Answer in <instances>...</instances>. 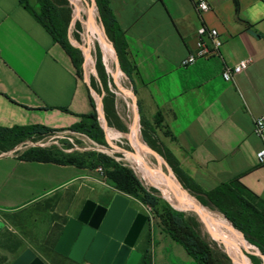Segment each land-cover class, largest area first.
<instances>
[{
	"label": "crops",
	"instance_id": "crops-1",
	"mask_svg": "<svg viewBox=\"0 0 264 264\" xmlns=\"http://www.w3.org/2000/svg\"><path fill=\"white\" fill-rule=\"evenodd\" d=\"M198 1L107 0L110 36L124 46V64L132 68L134 98L146 129L160 138L179 171L205 192L228 184L260 209L264 165L255 159L262 143L253 122L264 114V3L202 0L208 10L198 13ZM201 27L218 32V54L182 67ZM242 60H249L247 67L225 82L224 67ZM92 112L90 92L62 47L20 0H0V128L62 130ZM82 171L1 155L0 233L8 226L18 228L27 240L24 249L43 264H89L54 251L66 223L55 232L59 221L48 208L57 195L69 193ZM30 207L32 212H26ZM64 217L66 222L70 218ZM30 234L50 235L52 253L31 241ZM138 239L134 250L141 254ZM146 248L150 264H196L156 224Z\"/></svg>",
	"mask_w": 264,
	"mask_h": 264
},
{
	"label": "rangeland",
	"instance_id": "rangeland-1",
	"mask_svg": "<svg viewBox=\"0 0 264 264\" xmlns=\"http://www.w3.org/2000/svg\"><path fill=\"white\" fill-rule=\"evenodd\" d=\"M47 1L53 11V16L57 21L58 29L65 34L68 44L78 52L80 62L78 76L84 81L90 92L93 102L92 113L103 133L105 142L104 144H99L93 141L89 134L75 127L57 131H41L20 136L18 141L12 145V147L6 146L5 148L4 146V149H2L3 145L0 144V156L8 155L16 159L22 158L24 153L30 148H54L64 154H71L74 152L83 156L87 164L86 168L82 169L83 177L74 182L69 189V193L64 198L61 194L57 195V201L53 203V206L48 207L52 208L53 212H56L51 215L52 218L59 221V225H56L57 228L55 232L61 231L60 225L66 223V217H64V214L70 218H75L86 200L107 207L115 195H121L129 200L130 207L147 217V221L138 239L140 240V246H142L141 250L145 249L146 243L149 240L150 228L155 224L154 214L151 208L143 204L138 197L127 195L116 189L115 184L105 175L110 171V168H104L101 164H96L94 161H98L99 159L97 156L100 155L106 158L107 161H111L114 164H118L130 170L143 188L154 190L159 199L162 202L169 204L173 209L175 208V211L182 212L186 216L196 219L202 236L207 241L215 243L219 249L228 255L231 263L236 264L223 245L222 238L218 232H215L214 234L212 230L211 232L205 228L204 223L208 222V220L203 214L199 215L197 212L185 211L180 207L170 204L162 195L161 189L151 184L141 172L137 164L133 144L130 141V138L135 132V122L137 124L138 139L140 142L148 151L154 152L163 160V170L166 173L169 172L171 174L174 184H176L179 189V185L182 188L180 180L174 173L173 163L170 160L165 147L162 145L160 138L146 129L140 111L137 108V104L134 109L132 98L124 93L127 91L134 96V81L132 78L129 79L122 72L120 67V72L117 70H109L107 67V60L103 56V45L101 43V40L103 39L102 37H104L106 44L111 50L113 47L104 33L103 26L98 16L95 0H78L79 8L77 11L75 10L77 0ZM28 2L34 10H37L45 0H28ZM89 14L92 15V24L97 27L102 37L91 33L89 29H87V18H89ZM87 62L88 65L86 64ZM110 65L112 68L116 67V64L110 63ZM100 66L103 75L102 77H100L98 71V67ZM113 72L115 73V76L113 75ZM143 155L145 160L151 166L156 165V160L153 154L151 155V153L145 152ZM106 160H104V162H107ZM183 190L186 192L185 195L190 199L193 205L198 207L200 205L207 211H212L211 213L226 220L219 212L210 210L201 205L188 190ZM71 192L72 194H70ZM24 212L25 211L22 213ZM26 212H32L31 207L29 210L27 209ZM228 224L237 240L242 243L243 247H238V249H243L248 252L249 254H247V256L250 261L251 258H253L257 264H264V258L255 254L248 244L238 237L232 225L229 222ZM208 231L213 237H211ZM43 236L40 235L39 237H35L34 234H30V240H33L34 242L37 241L35 244H43V246H45L44 250L52 253L53 243L51 241L52 239H50V235L48 237L47 235ZM24 237V233L20 232V230L14 226H8V228L0 233V264H12L25 250L24 246L27 240H25ZM178 246L180 247V245Z\"/></svg>",
	"mask_w": 264,
	"mask_h": 264
},
{
	"label": "trees",
	"instance_id": "trees-1",
	"mask_svg": "<svg viewBox=\"0 0 264 264\" xmlns=\"http://www.w3.org/2000/svg\"><path fill=\"white\" fill-rule=\"evenodd\" d=\"M261 1L264 3V0ZM95 3L104 33L112 44L119 67L130 79L132 68L124 64V46L119 48L110 36L113 20L107 0H95ZM20 4L28 11L33 19L46 30L53 41L57 42L62 47L70 57L78 73L80 70L78 52L68 44L65 34L58 29L57 21L53 16V11L51 10L49 2L45 0L37 10H34L30 6L28 0H20ZM98 71L100 77H102L101 66L98 67ZM74 127L89 134L93 141L104 144L103 133L93 113L81 116L79 122L70 128ZM41 131L57 130L39 125L14 127L10 129L0 128V144L3 145L2 149H4V146L5 148L6 146L12 147L20 136ZM168 156L173 163L174 173L180 180L182 188L188 190L201 205L222 214L232 225L237 235L264 256V206H261L260 209H255L240 198L228 184H221L214 190L208 192L203 191L189 178L185 177L179 171L169 154ZM97 158L99 159L98 161L94 160L96 164H101L104 168H110V171L105 175L115 184L116 189L127 195L138 197L143 204L149 206L154 214L155 224L158 228L169 239L180 245L196 264H232L230 258L224 251L219 249L215 243L207 241L202 236L196 219L186 216L182 212L175 211L169 204L162 202L154 190L143 188L130 170L118 164H114L111 161H107L103 156L98 155ZM18 160L37 163H53L60 166H74L79 169H84L87 166L83 156L74 152L71 154H64L54 148H30L24 153L23 157L18 158ZM104 160L107 162H104ZM140 252V264H150V254L146 246L144 250L140 249ZM251 261L257 264L253 258H251Z\"/></svg>",
	"mask_w": 264,
	"mask_h": 264
},
{
	"label": "water",
	"instance_id": "water-1",
	"mask_svg": "<svg viewBox=\"0 0 264 264\" xmlns=\"http://www.w3.org/2000/svg\"><path fill=\"white\" fill-rule=\"evenodd\" d=\"M113 53L116 70L120 72L114 50ZM124 93L132 98L135 109L133 94L127 91ZM148 152L156 155L152 151ZM146 221L147 217L130 207L129 200L124 196L115 195L107 207L86 200L78 216L67 220L54 251L75 262L83 260L89 264H138L141 254L134 250V246ZM2 226L0 223V229ZM208 233L213 237L209 231ZM259 255L264 257L260 253ZM12 264L43 262L31 250L26 249Z\"/></svg>",
	"mask_w": 264,
	"mask_h": 264
},
{
	"label": "bare ground",
	"instance_id": "bare-ground-1",
	"mask_svg": "<svg viewBox=\"0 0 264 264\" xmlns=\"http://www.w3.org/2000/svg\"><path fill=\"white\" fill-rule=\"evenodd\" d=\"M78 4L79 2L77 0V3L75 4L76 11L79 8ZM91 17H92L91 14H89V18L86 17L88 19L87 29H89L91 33L97 34L100 37H102L97 27L92 24ZM102 38L103 39L101 40V43L103 45V56L107 60L106 62L108 63L107 65L108 69L114 71L116 70V67L112 68L110 65V63L112 64L116 63L114 60L113 52L109 48V46L106 44L104 37ZM86 64L88 65V62ZM113 75L115 76L114 72H113ZM134 130L135 132L133 136L130 138V141L132 142L133 147H134L135 155L137 158V164L141 172L144 174L145 178L151 184L161 189L162 195L170 204L180 207L185 211L197 212L199 215L203 214V216H205L208 220V222L204 223L205 228L210 231L212 230L214 234L215 232H218V234L222 238L223 245L225 246L226 250L228 251V253L230 254V256L232 257L233 261L236 264H252L247 256V254L249 253L243 249H238V247H243L242 243H240L237 240V238L235 237V235L233 234L230 228V225L228 224L226 220H224L220 216L218 217L217 215L211 213L212 211L211 212L207 211L205 208L201 207L200 205L199 207L196 205H193L190 199L185 195L186 192L181 188V186L179 185L180 187L179 189L178 186L174 184L171 178V174L169 172L166 173L163 170L164 163H163V160L159 156L153 154L156 160V165H153V166H151L145 160L143 154L145 152H148V150L144 147V145L138 139V129H137L136 122L134 125ZM183 210H180V211H183ZM243 241L246 242L245 240ZM246 243L255 252V254L259 255L258 251L253 246H251L248 242Z\"/></svg>",
	"mask_w": 264,
	"mask_h": 264
},
{
	"label": "built area",
	"instance_id": "built-area-1",
	"mask_svg": "<svg viewBox=\"0 0 264 264\" xmlns=\"http://www.w3.org/2000/svg\"><path fill=\"white\" fill-rule=\"evenodd\" d=\"M195 9L198 13H202L208 10V6L204 1L200 0L195 4ZM196 35L197 41L195 50L182 59L180 63L182 67H188L198 60L209 59L215 56L218 54V50L222 45L219 34L214 29L201 27L198 29ZM248 63L249 60H242L232 67H224L221 73L222 79L225 82H230L236 74L240 73L247 67ZM253 133L262 143L261 149L255 153L256 162L259 165H264V114L254 119Z\"/></svg>",
	"mask_w": 264,
	"mask_h": 264
},
{
	"label": "flooded vegetation",
	"instance_id": "flooded-vegetation-1",
	"mask_svg": "<svg viewBox=\"0 0 264 264\" xmlns=\"http://www.w3.org/2000/svg\"><path fill=\"white\" fill-rule=\"evenodd\" d=\"M82 207H83V206H82ZM82 207H81V209H82ZM81 209L79 210L78 214L80 213ZM78 214L76 215V217L78 216ZM76 217H75V218H76Z\"/></svg>",
	"mask_w": 264,
	"mask_h": 264
}]
</instances>
